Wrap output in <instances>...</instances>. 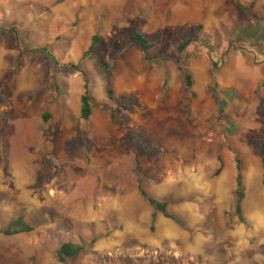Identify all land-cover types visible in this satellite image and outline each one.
Masks as SVG:
<instances>
[{
    "label": "rangeland",
    "instance_id": "rangeland-1",
    "mask_svg": "<svg viewBox=\"0 0 264 264\" xmlns=\"http://www.w3.org/2000/svg\"><path fill=\"white\" fill-rule=\"evenodd\" d=\"M263 143L264 0H0V264H264Z\"/></svg>",
    "mask_w": 264,
    "mask_h": 264
},
{
    "label": "trees",
    "instance_id": "trees-1",
    "mask_svg": "<svg viewBox=\"0 0 264 264\" xmlns=\"http://www.w3.org/2000/svg\"><path fill=\"white\" fill-rule=\"evenodd\" d=\"M93 38L95 43L101 42L102 40L101 37L98 36H94ZM189 42L190 41H188L184 45H181L179 47V51L181 52L189 44ZM132 43L136 45L143 53H147L155 47V45L152 42H150L141 32H136L134 34ZM179 70L184 77L186 88L188 90H191V88L193 87L192 75L182 66L179 67ZM83 76L85 79V85L83 87L84 93L81 97V118L85 121H88L93 115L95 105L93 103L90 90L88 89L89 82L85 72L83 73ZM106 95L108 99L114 100V90L110 86L107 87ZM130 104H131V100L126 99L124 102L125 108H129L131 106ZM48 118H49L48 115H45V119L47 120ZM260 157H261V164L263 170V186H264V143L261 146ZM218 161L220 167L217 169L215 173L216 176L221 174L223 168L222 158H219ZM235 188H236L234 193L236 196L235 213L239 218L243 219L245 185L243 181L241 161L239 159H236ZM139 192L144 198H146L149 201V203L156 211L162 213L167 218H171L177 221L176 217L168 213L167 204L165 202H161L159 200H156L155 198L150 197L147 194V192L144 190L142 185H139ZM31 231H33V228L29 224H27V222L23 217H19L18 219L9 222L7 228L3 231V233L10 236V235L28 233ZM81 249L82 248L80 246L74 245L72 243L63 244L57 252L58 259L61 262H66L67 259H72L76 257L80 253Z\"/></svg>",
    "mask_w": 264,
    "mask_h": 264
},
{
    "label": "crops",
    "instance_id": "crops-1",
    "mask_svg": "<svg viewBox=\"0 0 264 264\" xmlns=\"http://www.w3.org/2000/svg\"><path fill=\"white\" fill-rule=\"evenodd\" d=\"M57 13H59V12H57Z\"/></svg>",
    "mask_w": 264,
    "mask_h": 264
}]
</instances>
